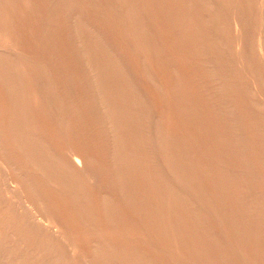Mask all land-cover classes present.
Here are the masks:
<instances>
[{
    "label": "bare ground",
    "instance_id": "6f19581e",
    "mask_svg": "<svg viewBox=\"0 0 264 264\" xmlns=\"http://www.w3.org/2000/svg\"><path fill=\"white\" fill-rule=\"evenodd\" d=\"M70 1L74 3V7L70 6L68 9L67 19L72 20V22L75 23V29H72L70 33H72L74 37L73 42L75 43V46L77 44L82 47L81 54H79L80 52L78 53V56H80V59H78L83 70H80V73L78 72L77 75H73L72 77L66 73L61 74L62 81L65 79H67V81L59 82L57 78L58 74L56 75V73H53L52 69L51 72L47 70L46 66L42 64V61L37 62V60L40 61V59H38L39 57H36L37 60L34 58L33 61L31 58L32 55H28L24 52H21V54L19 51V56V53L15 54L12 53L14 51L11 50V52L10 50H7V45L9 46L10 42L13 40L11 37L9 38V34L6 35L5 33L9 24L6 21L5 24L0 25V79L4 80V82L0 81V264H72L70 262H74V258L76 255L81 254L79 253L81 251L85 252V257L84 255L82 256V258H85V260L83 258V261L85 262L83 263L81 260V262L79 261L80 263L77 261L76 263L99 264V260H95V262L92 261L93 263H91V261L87 259L89 257V249L87 248V245L93 243L99 247L98 250H101L102 248L107 250L106 253H108V255H106V257H109L110 255L112 264H121L120 261L122 254L120 253L121 247L119 246V241L121 240V237L123 238L125 235L122 234L121 236L122 231L118 229L121 220L119 219V215L122 210L121 209L119 212L117 201V198H119L118 196L121 195V198L125 197L132 202L139 201L135 200L138 193L145 195V197L147 194L150 196V193L153 191H151V189L154 186L151 185L152 183L150 184L151 178L148 176L155 174V177L158 178L163 175V177H160L162 179L160 180L162 185L158 184V188L160 186L158 189L160 195H158V197L161 196L164 199L169 196L172 198L173 196L171 197L168 192L166 193L165 187L167 188L168 186L166 178L170 177V175L179 176L180 173L186 178V174H183L185 169L180 166L184 164L186 165V163H191L193 159V154L191 156L189 155L188 147L186 145L188 144L189 138L187 139L186 136L183 138H177L174 136V133H172V126L169 128V126L167 127L164 126V124L162 125V123H159L160 119L157 121L161 112L159 113L157 111L158 108L156 110V106L154 108V105L152 106V103L150 104L148 94H144L145 92H142L141 89L142 84L140 83L143 80V74H147L155 83H157L158 87L160 86V88L164 89L169 88L166 81L159 78L161 69L159 62L163 56L160 57L157 53L155 55L152 53L151 55H148L146 53V51H148L146 47L147 42L143 41L145 38H142L143 33L145 34L144 31H146L147 28L151 30L149 25L154 23L151 20L152 18L150 20V17L147 18L149 15L148 13L151 11L150 8V11L146 9L145 5L147 4H145V2L144 4H141L142 0H87L89 1V5H93V9L89 11L88 8L87 11L85 9L86 6L82 7V10L79 8V3H81L79 0ZM12 2H14V0H12ZM28 2L26 1V3ZM158 2L161 7L163 6L167 8L166 4L168 1L165 3L164 0H158ZM31 3L33 2L31 1ZM103 4L106 5V7L103 6ZM3 5H5V3ZM151 5H153V3ZM7 6L9 5L7 4L6 8ZM170 7L173 11L175 10L174 13H177L179 16V20L177 19L178 27L176 28L179 35L177 36L178 39L176 38V44L179 41V45L177 46L180 48L178 54L180 53L179 63L181 67H178L180 65H176L179 68L177 70L182 71L181 74L184 76L180 88L185 90L186 93H190V98L187 95H183L182 97V108H180L182 109L183 132L180 134L183 136L188 133L189 135L187 130L190 131V129L193 127L197 128L199 125L197 120L200 118V107L202 108V106H200V104H197V106L194 104L196 99L191 98L192 94L190 92L192 89L190 78L194 75L201 77L202 80L201 82L199 81V84L201 83L202 87L200 88L204 91L202 92L204 93V96L205 94L207 95V101H205L203 107L206 111L202 108V115L208 117L211 115L212 118H214V192H216V194H214L213 210L215 216L214 220L216 219L215 221L217 222V224L215 223L216 227L214 235L217 234L221 236L224 232L229 233L228 236L230 237H228L229 241L227 240V250L225 251V248L223 249L225 252L228 251L227 256L230 257V260L227 261L229 264H264V0H173L170 3L169 8ZM2 9L5 8L2 7ZM2 9H0V17L4 12ZM54 11L55 10H52V12ZM97 11H101V13L103 12L105 14L107 13L109 16L107 19H110L112 23L110 24V22L108 23L106 21L108 24H104V22L103 25H98L96 21L98 19L95 20V18H91V13L94 12L95 14ZM153 11L155 10H152V13H154ZM146 13L148 14L147 16ZM6 14L4 12V15ZM44 16L46 17V15ZM102 17L99 16V18L104 20ZM153 18H155V16ZM3 19H5V17H3ZM3 19H0V21ZM64 21L66 22V19ZM9 22L11 24L12 20ZM156 22H159V20H156ZM116 23L119 25L120 29H122L121 31L123 33H131H128V35H130L129 40L127 37V39H125V36L120 37L117 35V31L113 27V24L116 25ZM13 24H15V21ZM164 25L167 26V24ZM71 26L74 27L73 24ZM51 28L53 29V26ZM42 29L41 26V30ZM163 29H161V32L159 31V33L162 34ZM168 29L170 31L169 33L174 34V28L172 25H168ZM46 30L47 29H45L43 31L45 33L41 35H46ZM156 30L154 31L157 33ZM146 35H148V33ZM67 37L69 36L67 35ZM146 37L149 38V36ZM171 37L174 36L172 35ZM167 38H169V36ZM92 39L94 42L91 41ZM125 43L129 46L130 44L133 45V47H130L134 48L132 59H129L125 55L124 52L127 50L123 51V44ZM156 44L157 43H155V45ZM31 47H33V45ZM129 52H131V50ZM29 53L32 54V52ZM166 53H164V58L166 57ZM71 56L75 55L73 54ZM40 58L42 57L40 56ZM169 58L170 59L167 58L169 61H173L171 59L176 60L174 54L169 56ZM104 59H106L108 63L106 64L109 67L107 70L103 68L104 64L102 63L106 62H102ZM32 61L34 63H32ZM27 64L31 67L28 73L32 75L39 74L38 77L41 75L40 79L32 80L34 78L32 76L33 78H30L31 80H22L23 75L20 74H22L24 66H28ZM108 67L105 66V68ZM27 68L29 69V66ZM72 74L73 72L71 75ZM65 85H69L71 88H82L83 90L79 92L78 89L77 91L79 94L71 99H66L68 97H65V95L61 93V90ZM66 87L67 86H65V88ZM200 88L199 91H201ZM182 89H180L181 92ZM65 91L67 93V90H64V92ZM161 92H163V90ZM168 92L169 91H167V93ZM192 92L194 93L195 91ZM171 94L173 93L171 92ZM1 97L5 98L2 99ZM66 103H68V107L71 104H73V106L77 105V103V106H79V104H84L86 106L84 108H87V114L90 117H93L92 120L87 115L93 122L92 123L89 120L92 128H99L106 146L108 147V144H110L108 149L96 150L93 147V149L85 148L82 145L84 141L81 142V137L77 136L78 134L75 133L73 129H69L71 127H69L70 124L68 119L65 124L62 123V125H60L58 123L60 121L58 119L59 117H65L63 114L64 112L62 113L60 108ZM169 110L171 111V109ZM155 119H157V122H155ZM179 126L180 125H178V127ZM200 128L201 126L199 129ZM201 129L204 130V127L202 126ZM195 131L197 132L199 130ZM207 132L209 131L207 130ZM178 134L176 133V135ZM210 135L211 134H209V136ZM98 137L101 138V136ZM133 138L134 143L136 141L139 142L141 149L138 148L136 151L137 158L135 160H138L137 164L134 163L135 167L133 168L131 165H128L129 167L127 166L128 168L125 169H129L128 171L132 170L133 172L142 169L145 176L143 175L144 178L141 176L143 178L142 181L137 178L140 176L139 174L134 180L129 179L126 183V187L130 184V186H132V190L130 191L129 188L124 187L125 184L122 183L123 180L121 179L122 176L120 174L125 169L122 171L120 170V167L122 166H120L119 160L121 161L127 154L126 151L129 153L131 144L129 150H123V145L129 139ZM178 141L182 145L181 148L178 147L179 150L175 148ZM102 143L101 140V144ZM139 144L137 145L138 147ZM183 144L186 145V147H183ZM167 148L169 150H167ZM177 150L178 153L179 151L181 152V158H178L179 154L176 155ZM101 157H107L109 159L107 166L109 163L110 173L109 176L106 174V176H108L106 180L107 183L109 182V184L112 185V189L110 188L111 190L108 193L105 191L103 192L99 184L105 179L104 170L101 167ZM170 157H174L175 160L172 158L174 161H169ZM202 158H204V156ZM125 161L127 163V160ZM152 162L153 168H151ZM193 162H195L194 159ZM126 174L129 173L127 172ZM192 174L194 173L192 172ZM197 174L199 173L197 172ZM128 176H130V174ZM170 178L168 179L170 180ZM181 180L184 181L183 179ZM93 186H98V188H93V190H91ZM59 188H61V191L63 189V196L60 198L65 204H67L64 206L65 209L61 211H59L60 209H57L55 204L58 198ZM191 189L192 188L188 186L186 187L185 185H177L172 187L169 193L172 192V195L175 194L177 196L178 194L184 195L191 191ZM152 194L153 197H155L154 195L156 194ZM224 194H227V197H224ZM144 199H140V201L142 202L143 200V202H146L145 204L142 203L145 205L144 208L146 209V206L150 205L152 198L148 197L147 200ZM208 202L211 203L209 200ZM227 202L230 204V207L228 208L229 210H227V206L229 205ZM138 204L141 206L140 203ZM175 205L177 206V204ZM93 207L96 208V212L89 210V208ZM157 207L159 206L157 205ZM87 209L89 211H87ZM102 209L103 211L107 210V217L111 222L107 229L101 226V223L99 224L101 217L98 210ZM239 209H241V212ZM71 211H75L77 215L80 214V216L85 214L82 216V219L83 217H86V213L91 212L90 216L93 217V220L91 221L87 215V225L92 226L93 229L103 227V234L101 235V232L99 233V231L97 232V229H95L93 231L94 234L92 232L93 235L87 234L88 236L84 238L83 234L81 235L79 231H75V228L69 225L67 217L69 214L71 215ZM209 212L210 211L207 213ZM225 212L229 218L227 219V223H223ZM145 214L148 216L147 211H145ZM156 214H154V216ZM240 214L241 216L244 214L242 221L239 219V217H241ZM190 218L191 220L193 219L192 217ZM106 220L108 221V219ZM106 220H104V223ZM71 221L73 220L71 219ZM205 222L206 221H204V223ZM179 223H181V221H179ZM191 225L195 227L194 224ZM201 225L200 227H202ZM128 226L129 228L125 230L127 231L125 234L130 236L131 224ZM180 226L182 225L180 224ZM82 227H80V229ZM84 228H82V231ZM91 229L92 228H89V231ZM171 229L172 228L169 230H174ZM164 230L165 234L162 233V239H164V235H167L166 232L168 229L164 228ZM82 231L80 230V232ZM212 231H214V229ZM174 232L175 231L169 233V235L171 234L170 237L174 235ZM185 233L183 234L185 235ZM150 235L151 234H149V236ZM217 235L215 238L219 237H217ZM142 236L143 235L141 234L140 237ZM173 237H175V235ZM81 242L86 245H83ZM149 242L151 241L149 240ZM214 242H216V244L218 243L216 240H214ZM105 244H107V246ZM225 244L226 243H224V245ZM218 245L221 246L220 249L223 248V244L218 243L216 246L218 247ZM123 251H127V249ZM98 252H100L101 256L104 255L103 251ZM96 255H98V253ZM181 255L179 256L181 257ZM177 258L178 257H176V259ZM103 261L104 260H102V262ZM190 261L192 262L194 260ZM211 263L212 262H210V264ZM214 263L217 264L216 261H214ZM102 264H104V262Z\"/></svg>",
    "mask_w": 264,
    "mask_h": 264
},
{
    "label": "rangeland",
    "instance_id": "374dc122",
    "mask_svg": "<svg viewBox=\"0 0 264 264\" xmlns=\"http://www.w3.org/2000/svg\"><path fill=\"white\" fill-rule=\"evenodd\" d=\"M1 1V7H0V9H2V7H4L5 9H2L4 12H5V14L7 15H4V12H3V15H1V17H0V19H3V17H5V19H3L2 21H0V25H3V24H5V22L7 21L8 22V24H9V26L6 28V30H5V33H6V35H8L9 34V38L11 37V39H13L11 42H10V44H11V46H10V44H9V46L7 45V47H6V49L7 50H12V51H14V52H12V53H15V54H17V53H19V51H20V53L21 52H24V53H26V54H28V55H32V59H33V61H34V58H35V60H37V58L38 59H40V61L39 60H37V62H41L42 61V64L44 65V66H46V68H47V70H49L50 72H51V69H52V71H53V73H56V75H57V78H58V80H59V82H64V81H67V79H65V80H63L62 81V75L61 74H63V73H66V74H69V76L70 77H72L73 75H77L78 74V72L80 73V70L82 71L83 70V68H81L82 66H81V64L79 63V57L80 56H78L79 54H81V49H82V47H80V45H77L76 44V46H75V43L73 42L74 41V37H73V35H72V33H70L71 32V30L73 29H75V23L74 22H72V20H69V19H67L68 18V9L70 8V6H72V7H74V3L72 2V1H70V0H62V3H61V0H56V1H52V0H14V2H12V0H0ZM6 1H7V3H6ZM9 1V2H8ZM26 1L28 2V3H26ZM31 1L33 2V3H31ZM38 1V2H37ZM81 3H79V8L82 10L83 8L82 7H85V9L88 11V8H89V11H91L92 9H93V5L91 4V5H89V1H87V0H79ZM150 1V2H149ZM161 1V0H160ZM165 1V3L167 2V4H166V7L167 8H165V7H161L160 6V4H159V2H158V0H142V2H141V4H144V2H145V4H147V5H145V7H146V9H148V11H150L148 14L150 15H148L147 13H146V16H147V18L148 17H150L149 18V20L151 19L154 23L153 24H150L149 25V28L151 29V30H149L148 28L146 29V31H144L145 32V34L143 33V36H142V38H145L143 41H145V42H147L146 43V47H147V50L148 51H146V53L148 54V55H151V53L153 54V55H155L156 53L160 56V57H162L161 58V61L159 62L160 63V67H161V69H160V74H159V78L160 79H163V80H165L166 81V83H167V86H169V88L170 87H172V88H168V89H164V88H160V86L158 87V85H157V83H155L147 74L145 75V74H143V80L141 81V83L140 84H142L141 86V89H142V92H145L144 94H148V98H149V101H150V104L155 108V106H156V110H157V108H158V112L160 113L161 112V114H160V116L157 118V119H155V122H157V121H159V119H160V121H159V123H162V125L164 124V126H169V128L171 127V129H172V133H174V136H176L177 138H183V137H185L186 136V138L188 139V144H186L187 145V147H188V152H189V155L191 156L192 154V158L194 159V161L195 162H193V159H192V161H191V163H186V165H185V167H184V165H182V166H180V167H182L183 169H185L184 170V173L183 174H186V178L184 177V175H181V173H180V175L179 176H176V175H170V177H168V178H170V180L168 179V178H166L167 180H166V182H167V188L165 187V189H166V193L168 192V194L172 197V198H170L169 196V198L168 197H165L164 199H163V197H161V196H159L158 197V195H160V191L158 190L159 188H160V186H159V188H158V184L159 185H162V183L160 182V180H162L160 177H163V175L162 176H159V178L158 177H155V174H151V176H148V177H150L151 179H150V184L152 185V186H154L155 187V189H154V187H152V189H151V193H150V196H149V194H147V196L145 197V195H142L141 193H138V195H137V198H140V199H144V200H147L148 199V197L150 198H152V200H151V203H150V205L149 206H146V209L144 208V204L146 203V202H143V200H142V202L140 201V199H135V200H139V201H131L130 199H127V198H125V200H124V198H121V195L120 196H118L119 198H117V201H118V208H119V212H120V210H121V214L119 215V219H121L120 220V222H119V230L120 231H122V233H121V236H122V234L123 235H125L123 238L121 237V240L119 241V243H120V253L122 254V256H121V261H120V263L121 264H210V262H212L211 264H215L214 263V261H216V263L217 264H229L228 263V261L227 260H230L229 258V256H227L228 255V251L227 252H225L226 250H227V248H226V246L228 245L227 244V242L229 241V238L228 237H230V236H228L229 235V233L228 232H224L221 236L220 235H217V234H215L214 235V233H215V223L217 224V222L214 220V194H216V192H214L215 191V189H214V137H213V135H214V118H212V116L210 117H208V116H205V115H202V110L204 109L203 107H204V105H205V101H207V95L205 94V96H204V93H202V92H204V91H202L201 90V88L200 87H202L201 86V83L199 84V81L201 82V77H198L197 75H194V76H192V78H190V81H191V87H192V89H191V98H194V99H196L195 101H194V104L197 106V104H200V106H202V108L200 107V111H201V115H200V118H198L199 120H197L198 121V123H199V125L197 126V128L196 127H193L192 129H190V131L189 130H187V132H189V135H188V133L186 134V135H181L182 134V132H183V123H182V107H181V105H182V101H183V95L184 96H188L189 98H190V93L189 92H187V93H189V94H187L186 92H185V90H183L182 88H180L181 87V83L183 82V80H184V76H183V74H181L182 73V71H180V70H177V69H179L178 67H181V65H180V63H179V61H180V53L178 54V52L180 51V48H179V46H177V45H179L178 43H179V41L177 42V44H176V38L178 39V35H179V32H178V30H176V28L178 27L177 25H178V20H179V16H178V14L177 13H174V11L171 9V7L169 8V6H170V3L173 1V0H164ZM170 1V2H169ZM12 2V3H11ZM37 2V3H36ZM51 2H52V4H51ZM58 2H59V4H58ZM64 2V3H63ZM84 2V3H83ZM103 2V1H102ZM5 3V5H3ZM23 3V4H22ZM24 3H26V4H24ZM31 3V4H30ZM41 3V4H40ZM47 3V4H46ZM55 3V4H54ZM66 3V4H65ZM68 3V4H67ZM72 5H71V4ZM149 3H153V5H151V4H149ZM156 3H157V5H156ZM9 5V6H7V8H6V5ZM65 4V5H64ZM22 5V6H21ZM53 6V7H51V6ZM44 6H46V7H44ZM61 6V7H60ZM87 6H89V7H87ZM103 6H105L106 7V5H104L103 4ZM155 6H156V8L157 7H159V8H157V10H156V8H155ZM35 7V8H34ZM42 7V8H41ZM58 7V8H57ZM68 7V8H67ZM155 9H154V8ZM57 8V9H56ZM63 8V9H62ZM149 8H150V10H149ZM152 8V9H151ZM164 8H165V10H164ZM9 9H11V10H9ZM48 11H47V10ZM162 9V10H161ZM168 9V10H167ZM42 10V11H41ZM52 10H55L54 12H52ZM62 10V11H61ZM152 10H155V11H153L154 13H152ZM160 10V11H159ZM164 10V11H163ZM163 13H162V12ZM173 13H172V12ZM45 12V13H44ZM47 12V13H46ZM48 12H52V13H48ZM100 12V13H99ZM157 12H159L160 13V15H159V13H157ZM166 12V13H165ZM168 12V13H167ZM57 13V14H56ZM156 13V14H155ZM32 14V15H31ZM51 14H53V15H51ZM96 14H98V15H96ZM155 14V15H154ZM158 14V15H157ZM162 14V15H161ZM171 15L170 16V18H169V16H166V15ZM175 14V15H174ZM44 15H46V17L44 16ZM103 17H102V16ZM99 16L100 17H102L104 20H102L101 18H99ZM151 16H155V18H153V17H151ZM159 16H161V17H159ZM165 16V17H164ZM8 19H7V18ZM40 17V18H39ZM158 19H157V18ZM12 18V19H11ZM91 18H95V20L96 19H98V20H96L97 21V23H98V25H103V23L104 24H108L109 22H110V24L112 23L111 21H110V19H107V18H109V16H108V14L106 13H101V11H97V13L95 12V14H94V12H92L91 13ZM164 18V19H163ZM169 18V19H168ZM173 18H175V19H173ZM7 19V20H6ZM66 19V22L64 21ZM163 20V23H162V20ZM178 19V20H177ZM12 20V22H11V24H10V22L9 21H11ZM100 20H101V22H100ZM156 20H159V22H156ZM14 21H15V24H13L14 23ZM108 23H107V22ZM173 21V22H172ZM2 22V23H1ZM176 22H177V24H176ZM45 23V24H44ZM74 25V27L73 26H71L72 24ZM173 23V24H172ZM55 24V25H54ZM159 24V25H158ZM161 24H163V25H161ZM164 24H167V26L166 25H164ZM176 24V25H175ZM48 25V26H47ZM168 25L170 26V25H172L173 26V28H174V34H172V33H169L170 31H169V29H168ZM34 26V27H33ZM41 26H42V30H41ZM53 26V29L51 28ZM64 26V27H63ZM118 26V27H117ZM155 26V27H154ZM156 26H158V27H156ZM165 26V27H164ZM48 27V28H47ZM61 27V28H60ZM113 27L116 29V31H117V35L118 36H120V37H123V36H125L124 38L125 39H127L128 38V40L130 39L129 37H130V35H128V33L127 32H124V33H126V34H124L121 30L122 29H120V27H119V25L116 23V25H114L113 24ZM152 27V28H151ZM160 27V28H159ZM167 27V28H166ZM65 28V29H64ZM69 28V29H68ZM117 28H118V30H117ZM154 28H156V29H158V30H156V29H154ZM164 28V29H163ZM45 29H47L46 31L48 32H46V35L44 34V35H41V34H43V33H45V32H43ZM120 29V30H119ZM161 29H163L162 31V34L161 33H159V31L161 32ZM55 30V31H54ZM59 30V31H58ZM66 30V31H65ZM68 30V31H67ZM147 30H149V31H147ZM154 30H156L157 31V33L154 31ZM168 30V31H167ZM176 30V31H175ZM36 31V32H35ZM120 31V32H119ZM41 32V33H40ZM150 32V33H149ZM152 32V33H151ZM165 32V33H164ZM167 32V33H166ZM66 33V34H65ZM68 33V34H67ZM148 33V35H146ZM158 33H159V35H158ZM36 34V35H35ZM65 34V35H64ZM70 34V35H69ZM122 34V35H121ZM129 34H131V33H129ZM169 36V38H167L168 36ZM172 34L174 37H175V39H174V37H171L170 35ZM176 34V35H175ZM67 35L69 36V37H67ZM127 35V36H126ZM164 35V36H163ZM31 36V37H30ZM45 36V37H44ZM146 36H149V38L148 37H146ZM156 38H155V37ZM158 36V37H157ZM40 37H41V39H40ZM127 37V38H126ZM161 37V38H160ZM164 37H166V38H164ZM17 38V39H16ZM54 38V39H53ZM72 38V39H71ZM153 38V39H152ZM160 38V39H159ZM163 38V39H162ZM172 38V39H171ZM15 39V40H14ZM69 39V40H68ZM167 39H169V40H167ZM19 42H18V41ZM146 40H148V41H146ZM153 40H155V41H153ZM156 40H157V42H156ZM174 40V41H173ZM15 41V42H14ZM92 42H94V40L92 39L91 40ZM151 41V42H150ZM167 41V42H166ZM169 41H170V43H169ZM25 42V43H24ZM37 42V43H36ZM66 42V43H65ZM159 42V43H158ZM167 44H166V43ZM18 43V44H17ZM152 43H154V44H152ZM155 43H157L156 45H155ZM161 43V44H160ZM37 44V45H36ZM158 44H160V45H158ZM174 44H175V47H174ZM16 47H15V46ZM33 45V47H31ZM57 45V46H56ZM124 46H123V48H124V50L123 51H126V52H124L125 53V55L129 58V59H132V57H133V55L132 54H134V52H133V49L134 48H130V47H133V45L132 44H130V46L128 45V44H123ZM148 45V46H147ZM151 45V46H150ZM155 45V46H154ZM170 45V46H169ZM13 46V47H12ZM36 46V47H35ZM167 46H168V48H167ZM15 47V48H14ZM30 47V48H29ZM67 47V48H66ZM74 47V48H73ZM152 47V48H151ZM154 47V48H153ZM1 48V47H0ZM11 48V49H10ZM19 48V49H18ZM55 48V49H54ZM128 48V49H127ZM130 48V49H129ZM149 48H151V49H149ZM158 50V48H159V52L156 50V49ZM175 48V49H174ZM179 48V49H178ZM14 49V50H13ZM17 49V50H16ZM170 49V50H169ZM27 50V51H26ZM73 50V51H72ZM78 50V51H77ZM131 50V52H129ZM154 50V51H153ZM162 50V51H161ZM18 51V52H17ZM66 51H68V52H66ZM151 51V52H150ZM174 51V52H173ZM177 51V52H176ZM29 52H32V54L31 53H29ZM41 52V53H40ZM74 52V53H73ZM76 52V53H75ZM80 52V53H79ZM154 52V53H153ZM166 53V57L164 58V56H165V54L164 53ZM169 52V53H168ZM20 53L18 54L19 56H20ZM55 53V54H54ZM67 53V54H66ZM79 53V54H78ZM22 54V53H21ZM33 54H34V56H33ZM47 54H48V57H47ZM75 55V56H71V55ZM164 54V55H163ZM172 54H174L175 56H176V60L175 59H171V60H173V61H169L168 59H170L169 58V56H171ZM38 55H40L42 58H40V56H38ZM46 55V56H45ZM129 55V56H128ZM130 55H132V56H130ZM52 56H53V58H52ZM59 56V57H58ZM69 56V57H68ZM37 57V58H36ZM54 57H55V59H54ZM71 57V58H70ZM72 57H74V58H72ZM77 57V58H76ZM46 60H45V59ZM62 58V59H61ZM65 58V59H64ZM79 58V59H78ZM164 58V59H163ZM168 58V59H167ZM58 59V60H57ZM71 59V60H70ZM53 60V61H52ZM62 60V61H61ZM76 60V61H75ZM32 61V63H34ZM103 61H106V62H104V63H102V64H104L105 66H107L108 67V65H106V64H108L107 63V60L106 59H104V60H102V62ZM168 61V62H167ZM177 61V62H176ZM64 62V63H63ZM173 62H176V63H173ZM32 63H29V64H32ZM45 63H46V65H45ZM47 63H48V65H47ZM76 65H75V64ZM168 63H170V64H168ZM172 63V64H171ZM29 64H27L28 66H29V69L27 68L28 66H24V68L22 69L23 70V72H22V74H20V75H23L22 76V80H26V79H29V80H31L33 77V79L32 80H38V78L40 79V76L38 77V75L37 74H35V75H32V74H29L28 72L30 71V65ZM61 64V65H60ZM66 64V65H65ZM80 64V65H79ZM163 64V65H162ZM168 64V65H167ZM180 65V66H178L177 67V65ZM103 65V68L104 69H109V67L108 68H105V66ZM172 65V66H171ZM176 65V66H175ZM75 66H76V68H75ZM130 66V65H129ZM158 66V67H159ZM168 66H170V67H168ZM1 67V66H0ZM70 67V68H69ZM66 70H65V69ZM74 68V69H73ZM80 68V69H79ZM162 68H163V70H162ZM173 68H174V70H173ZM26 69H28V70H26ZM62 69V70H61ZM166 69V70H165ZM171 69V70H170ZM176 69V70H175ZM59 70V71H58ZM67 70H68V72H67ZM73 70V71H72ZM78 70V71H77ZM58 71V72H57ZM24 72H26V73H24ZM73 72V74L71 75V73ZM74 72H75V74H74ZM162 72V73H161ZM167 72V73H166ZM164 73V74H163ZM161 74H162V76H161ZM61 75V76H60ZM33 76V77H32ZM145 76V77H144ZM147 76V77H146ZM162 78H161V77ZM164 76H165V78H164ZM27 77H29V78H27ZM170 77V78H169ZM31 78V79H30ZM60 78V79H59ZM149 78V79H148ZM177 78V79H176ZM194 78V79H193ZM183 79V80H182ZM3 79H0V81L1 82H4V80L2 81ZM151 80V81H150ZM204 80V79H203ZM144 81V82H143ZM149 81V82H148ZM153 81V82H152ZM169 82V83H168ZM198 82V83H197ZM144 84V85H143ZM196 84V85H195ZM198 84V85H197ZM154 85V86H153ZM179 85V86H178ZM200 85V86H199ZM65 86H67L66 88H65ZM64 87H63V89L61 90V93H63L64 95H65V97H68V98H66V99H71V98H73L74 96H76L77 94H79V92H81V90H83L82 88L81 89H79L78 87H70L69 85H65ZM198 86V87H197ZM152 87V88H151ZM197 87V88H196ZM154 88V89H153ZM175 88H176V90H175ZM199 88H200V90L201 91H199ZM79 89V90H78ZM163 90V92H161L162 90ZM180 89H182V92H181V90ZM64 90H67V93H66V91L64 92ZM69 90V91H68ZM79 92H78V91ZM145 90V91H144ZM158 90V91H157ZM177 90H179V91H177ZM70 91H71V95H70ZM167 91H169L168 93H167ZM192 91H195L194 93L192 92ZM84 92V91H83ZM171 92L174 94H171ZM200 94H199V93ZM160 93V94H159ZM185 93V94H184ZM151 94V95H150ZM195 96H194V95ZM67 95V96H66ZM69 95V96H68ZM156 95V96H155ZM161 95V96H160ZM164 95V96H163ZM173 95V96H172ZM200 95V96H199ZM72 96V97H71ZM159 96V97H158ZM167 96V97H166ZM169 97H170V99H169ZM197 97V98H196ZM2 99L3 98H5V97H1ZM162 98V99H161ZM164 98V99H163ZM156 99V100H155ZM193 99V100H194ZM152 100V101H151ZM159 100H160V103H162V104H160L159 103ZM199 100V101H198ZM181 101V102H180ZM159 104H158V103ZM179 104H178V103ZM175 103V104H174ZM203 103V104H202ZM156 104V105H155ZM67 105V106H66ZM77 105H78V103H77ZM77 105H74L73 106V104H71V105H69V107H68V103H66V104H63L62 106H61V108L63 109H61L60 108V111L64 114V116L65 117H59L58 119L60 120L58 123L60 124V125H62V123H64L65 124V122H66V120L68 119V121H69V124L71 125H69V127H71V128H69L70 130H74L75 131V133H77L78 135L77 136H79V137H81V142H83L84 141V143L82 144L85 148H91V149H96V150H101V149H108L110 146V144H108V147L106 146V143L103 141V137H102V135H101V133H100V131H99V128L98 129H94V128H92V126H91V123L90 122H92V118L93 117H90L88 114H87V108H84V107H86L84 104H79V106H77ZM194 105V106H195ZM73 106V107H72ZM179 106V107H178ZM195 106V107H196ZM65 107V108H64ZM165 107V108H164ZM181 107V108H180ZM67 108V109H66ZM160 108V109H159ZM177 108V109H176ZM169 109H171V111L169 110ZM179 109V110H178ZM65 110V111H64ZM67 111V112H66ZM82 111V112H81ZM168 111V112H167ZM170 111V112H169ZM179 111H181V112H179ZM204 111H206V109H204ZM77 112V113H76ZM164 112V113H163ZM204 113V112H203ZM85 114V115H84ZM172 114V115H171ZM69 116V117H67V116ZM82 115V116H81ZM92 119H90L88 116ZM170 116H171V118H170ZM175 116V117H174ZM177 116V117H176ZM181 118H180V117ZM73 117V118H72ZM204 117V118H203ZM203 118V119H202ZM76 119V120H75ZM88 119V120H87ZM170 119H172V120H170ZM174 119V120H173ZM181 121H180V120ZM202 119V120H201ZM209 119V120H208ZM213 119V120H212ZM64 120V121H63ZM72 122H71V121ZM86 120V121H85ZM89 120H90V122H89ZM157 120V121H156ZM169 120V121H168ZM166 121V122H165ZM177 121V122H176ZM201 123H200V122ZM206 121V122H205ZM74 122V123H73ZM90 124H89V123ZM165 122V123H164ZM172 122V123H171ZM180 122H181V124H180ZM211 122V123H210ZM213 122V123H212ZM67 123V122H66ZM76 123V124H75ZM93 123V122H92ZM174 123V124H173ZM73 124V125H72ZM82 124V125H81ZM168 124V125H167ZM203 124V125H202ZM212 124V125H211ZM59 125V126H60ZM75 125V126H74ZM77 125V126H76ZM86 125V126H85ZM176 125V126H175ZM178 125H180L179 127H178ZM176 128H175V127ZM201 126V128H202V126L204 127V130L203 129H199V127ZM206 126V127H205ZM209 126V127H208ZM83 127V128H82ZM86 127V128H85ZM173 127H174V129H173ZM211 127V128H210ZM88 128V129H87ZM177 128H178V130H177ZM210 130H209V129ZM182 129V130H181ZM194 129V130H193ZM206 129V130H205ZM175 130V131H174ZM192 130V131H191ZM195 130H199V131H195ZM201 130V131H200ZM207 130L209 131V132H207ZM78 131V132H77ZM179 131V132H178ZM81 134H80V133ZM82 132H83V134H82ZM205 133V135H204V133ZM176 133L178 134V135H176ZM181 133V134H180ZM193 133V134H192ZM195 134V135H194ZM208 134V135H207ZM209 134H211L210 136H209ZM87 135V136H86ZM190 135H192V136H190ZM202 135H204V136H202ZM86 136V137H85ZM98 136H101V138L100 137H98ZM189 136V137H188ZM96 137H98V138H96ZM93 138V139H92ZM203 138V139H202ZM213 138V139H212ZM190 139H191V141H190ZM88 140V141H87ZM101 140H102V144H101ZM131 142H130V141ZM124 145H123V150H129V146H130V144H131V146H130V150H129V153H128V151H126V155L122 158V160L120 161L119 160V162H120V166H122V167H120L121 169V171L123 170V169H125V168H128L129 166L128 165H131L133 168L135 167L134 165L135 164H137V160H135L137 157H136V151H137V149L138 148H140L141 149V147H140V144H139V142L138 141H136L135 143L133 142V140H134V138L133 139H129ZM198 140H199V142H198ZM204 141V142H203ZM58 142H59V140H58ZM97 142V143H96ZM133 142V143H132ZM203 142V143H202ZM207 142V143H206ZM190 143V144H189ZM98 144V145H97ZM139 144V147L137 146ZM179 144V145H178ZM199 144H200V146H199ZM206 144V145H205ZM88 145H89V147H88ZM97 145V146H96ZM128 146V148H127V146ZM136 146V148H135V146ZM186 145H184L183 144V147H186ZM190 145V146H189ZM170 146V145H169ZM169 146H168V148H169ZM177 146V147H176ZM181 144H180V142L178 141L177 142V145H175V148H177L178 150H179V148H181ZM93 147V148H92ZM173 147V146H172ZM179 147V148H178ZM201 147V148H200ZM205 147V148H204ZM167 148V150H169ZM171 148V147H170ZM192 149H193V151H192ZM178 150H177V154L176 155H178L179 154V156H178V158L181 156L180 155V151H179V153H178ZM204 150V151H203ZM201 151V152H200ZM210 151V152H209ZM132 152V153H131ZM194 152V153H193ZM204 153V154H203ZM199 156H198V155ZM201 154V155H200ZM209 155V156H208ZM204 156V158H202ZM213 156V157H212ZM135 157V158H134ZM126 158V159H125ZM175 160V158L174 157H170L169 158V161H174L173 159ZM181 158V157H180ZM207 159V160H206ZM103 160V161H102ZM125 160H127V163H126V161ZM129 160V161H128ZM131 160H133V161H131ZM109 161V159L107 158V157H101V167H102V169L104 170L103 172H104V180H103V182H100L99 184H100V187H101V189H102V191L104 192H109L111 189H112V185L111 184H109V182L107 183V180H106V178L109 176V173H110V165H109V163H108V166H107V162ZM199 161H201V162H199ZM105 162V163H104ZM124 162V163H123ZM128 162H129V164H128ZM198 162V163H197ZM205 162V163H204ZM206 162H208V163H206ZM102 163H103V165H102ZM123 163V164H122ZM135 163V164H134ZM179 163V162H178ZM104 164H105V166H104ZM153 162L151 163V168H153ZM183 164V163H182ZM188 164H189V166H188ZM196 164H197V166H196ZM208 164V165H207ZM125 165H126V167H125ZM179 165V164H178ZM181 165V164H180ZM193 165V166H192ZM128 166V167H127ZM206 166V167H205ZM210 166V167H209ZM213 166V167H212ZM106 167V168H105ZM137 167V166H136ZM154 167H155V165H154ZM177 167H179V166H177ZM194 167V168H193ZM196 167V168H195ZM181 168V169H182ZM192 168V169H191ZM187 169V170H186ZM199 169V170H198ZM129 170V169H128ZM127 169H125V170H123L122 172H121V176H122V183H124L125 185H124V187H126L127 185H126V183H127V181L129 180V179H135L137 176H139V177H137L138 178V180H140V181H142L143 180V175L145 176V173H143L144 171L142 170V169H138L137 171H132V170H130V171H128ZM188 171V172H187ZM106 172V173H105ZM129 173L130 174V176H128L129 174H126V173ZM132 172V173H131ZM137 172H139V173H137ZM192 172L194 173V174H192ZM197 172L199 173V174H197ZM136 173V174H135ZM143 173V174H142ZM207 173H209V174H207ZM106 174L108 175V176H106ZM139 174V175H138ZM142 174V175H141ZM190 174V175H189ZM195 174H197V175H195ZM203 177H202V176ZM131 176H132V178H131ZM143 178H142V177ZM183 176V177H182ZM194 176V177H193ZM199 176V177H198ZM125 177H127V178H125ZM130 177V178H129ZM181 177V178H180ZM201 177V178H200ZM193 178V179H192ZM212 178V179H211ZM125 179V180H124ZM149 179V178H148ZM181 179H183L184 181H182ZM168 180H169V182H168ZM172 180V181H171ZM194 180H195V182H194ZM105 181V182H104ZM174 181V182H173ZM178 181V182H177ZM203 183H202V182ZM106 183H107V185H106ZM169 183V184H168ZM170 183H171V185H170ZM196 183V184H195ZM206 185H205V184ZM199 184H200V186H199ZM203 186H202V185ZM93 185V184H92ZM177 185H185L186 187L188 186V187H190V188H192L191 189V191H189V192H192V193H187V194H184V195H180V194H178V196L177 195H175V194H171V193H169L170 191H171V189H172V187H174V186H177ZM194 185V186H193ZM196 186V187H195ZM96 186H93L92 188H91V190H93V188L94 189H97L98 188V186L95 188ZM106 187V188H105ZM131 187V188H130ZM170 187H171V189H170ZM198 187H200V188H198ZM111 188V189H110ZM126 188H129V190L131 191L132 190V186H130V184L128 185V187H126ZM193 188H195V189H193ZM207 188V189H206ZM170 189V190H169ZM156 190H158V191H156ZM207 190V191H206ZM59 192H58V198H57V201L55 202V204H56V207H57V209L59 210V211H61V210H63V209H65V207L64 206H66L67 204H65V202L61 199L62 198V196H63V189H62V191H61V188H59V190H58ZM204 191V192H203ZM223 191H227V190H223ZM152 193H154V194H156V195H154L155 197H153V194ZM195 193H196V195H195ZM200 195H199V194ZM212 193V194H211ZM226 193V192H225ZM208 194V195H207ZM195 195V196H194ZM202 195H203V197H202ZM143 196H144V198H143ZM197 196V197H196ZM205 196V197H204ZM209 196V197H208ZM224 197H227V194H224L223 195ZM61 197V198H60ZM157 197H158V199L160 200V202H159V200L157 199ZM196 197V198H195ZM162 198V199H161ZM167 198V199H166ZM174 198V199H173ZM189 198V199H188ZM194 200H193V199ZM165 199H166V201H168V202H166L165 201ZM177 199V200H176ZM60 200V201H59ZM123 202H122V201ZM155 200V201H154ZM208 200L209 201H211V203L210 202H208ZM125 201V202H124ZM129 201H131V202H129ZM153 201V202H152ZM164 201V202H163ZM171 201V202H170ZM185 201V202H184ZM191 201V202H190ZM196 201V202H195ZM200 201H201V203H200ZM227 201V200H226ZM62 202V203H61ZM194 202V203H193ZM205 202V203H204ZM138 203H140L141 204V206H142V209H141V206H139V204ZM142 203H144V204H142ZM154 203H157V204H154ZM181 203V204H180ZM196 203V204H195ZM198 203V204H197ZM128 204H129V206H128ZM154 204V205H153ZM175 204H177V206L175 205ZM184 204V205H183ZM188 204V205H187ZM192 204V205H191ZM227 204H229L228 202H227ZM123 205V206H122ZM132 207H131V206ZM157 205L159 206V207H157ZM194 205V206H193ZM189 206V207H188ZM171 207V208H170ZM207 207V208H206ZM230 207V204L227 206V210H229L228 208ZM132 208V209H131ZM136 208V209H135ZM151 210H150V209ZM159 208H160V210H159ZM171 209V211H170V209ZM173 208V209H172ZM149 209V210H148ZM162 209V210H161ZM168 209V210H167ZM178 209V210H177ZM210 209V210H209ZM72 210V209H71ZM89 210H93L94 212H96V208L95 207H93V208H89ZM88 209H87V211H89ZM105 210V209H104ZM135 210V211H134ZM141 210V211H140ZM182 210V211H181ZM187 210V211H186ZM92 211V212H93ZM101 211V212H100ZM145 211H147L148 212V216H146V214H145ZM160 211V212H159ZM167 211H169V212H167ZM172 211H173V213H172ZM176 211V212H175ZM208 211H210L209 213H207ZM239 211L241 212V209H239ZM238 211V212H239ZM72 213H71V215L73 216H71L70 214L68 215V217H67V220H68V222H69V225H71L73 228H75V231H79V233H81V235L83 234V237L85 238L86 236H88L87 234H91V235H93L94 234V230L95 229H97V228H95V229H93V227L92 226H90V225H87V218L89 217L90 218V220L92 221L93 220V217L92 216H90V214H91V212H88V213H86V217H83V219H82V216L83 215H85V214H83L82 216H80V214H78L77 215V213L75 212V211H71ZM98 212L100 213V217H101V219L99 220V224L101 225V226H103V227H105L106 229H107V227L108 226H110V220H109V218L107 217V210H105V211H103V209L102 210H98ZM104 212V213H103ZM135 212H137V213H135ZM155 212V213H154ZM192 212H193V214H192ZM212 212V213H211ZM135 213V214H134ZM157 213V214H156ZM160 213V214H159ZM169 213H171V214H169ZM183 213V214H182ZM188 213H189V215H188ZM205 213V214H204ZM60 214V213H59ZM131 214V215H130ZM154 214H156L155 216H154ZM165 214V215H164ZM169 214V215H168ZM175 214V215H174ZM200 214V215H199ZM87 215H88V217H87ZM161 215H163V216H161ZM124 216V217H123ZM165 216V217H164ZM175 216V217H174ZM187 216V217H186ZM202 216V217H201ZM228 215L226 214V212H225V217H224V222L223 223H227V219H229L228 217H227ZM240 216H241V214H240ZM243 216H244V214H242V218L241 217H239V219L242 221V219H243ZM77 217V218H76ZM105 217V218H104ZM139 217V218H138ZM143 217H144V219H143ZM168 217V218H167ZM172 217V218H171ZM182 217V218H181ZM190 217H192L193 219L191 220V218ZM205 217H207V218H205ZM127 218V219H126ZM134 220H133V219ZM186 218V219H185ZM195 218V219H194ZM71 219L73 220V221H71ZM85 219H86V222H85ZM103 219V220H102ZM106 219H108V221L106 220ZM132 220V221H130V220ZM153 219V220H152ZM163 221H162V220ZM169 220V223H168V220ZM185 219V220H184ZM188 219V220H187ZM190 219V220H189ZM203 219H205V220H203ZM211 219V220H210ZM104 220H106V222L104 223ZM138 220V221H137ZM148 222H147V221ZM152 220V221H151ZM226 220V221H225ZM128 221V222H127ZM134 221H136V222H134ZM141 221V222H140ZM154 221V222H153ZM165 221V222H164ZM171 221V222H170ZM178 221V222H177ZM179 221H181V223H179ZM197 223H196V222ZM204 221H206L205 223H204ZM209 221H211V222H209ZM164 222V223H163ZM183 222H185V223H183ZM190 222V223H189ZM193 222V223H192ZM201 222V223H200ZM107 223V224H106ZM125 223V224H124ZM135 223V224H134ZM211 223V224H210ZM73 224V225H72ZM80 224V225H79ZM86 226H85V225ZM104 224V225H103ZM129 224H131V227H130V231H131V234H130V236H128V235H126L125 234V232H127V231H125L127 228H129ZM168 224V225H167ZM174 224V225H173ZM180 224L182 225V226H180ZM191 224H194L195 225V227H193V225H191ZM202 224V225H201ZM75 225V226H74ZM106 225V226H105ZM149 227H148V226ZM151 225H153V226H151ZM187 225V226H186ZM200 225L203 227H200ZM82 227V228H84V226H85V228H84V230L82 231V228L80 229V227ZM90 226V227H89ZM123 226V227H122ZM126 228H125V227ZM158 226V227H157ZM166 226H167V228H166ZM88 227V228H87ZM103 227H99V229H97L96 231L98 232L99 231V233L101 232V235L103 234ZM146 227V228H145ZM150 227H152V228H150ZM165 229H168L167 230V232H166V234L167 235H169V233L170 232H172V231H175L174 232V235H175V237H170V235L169 236H167V235H164V239H162L163 237V234H165L164 233V228ZM188 227V228H187ZM196 227H197V229H196ZM78 228H79V230H78ZM87 228V229H86ZM89 228H92L90 231H89ZM135 228V229H134ZM141 228V229H140ZM145 228V229H144ZM148 228V229H147ZM170 228H172V229H174V230H172V231H170L169 229ZM180 228H182V229H180ZM185 228V229H184ZM207 228H208V230H207ZM102 229V230H101ZM182 230V231H180V230ZM201 229V230H200ZM214 229V231H212ZM80 230L82 231V232H80ZM143 230V231H142ZM150 230V231H149ZM160 230V231H159ZM191 230V231H190ZM84 231H85V233H84ZM96 231H95V233H96ZM139 231H140V233H139ZM145 231V232H144ZM158 231V232H157ZM161 231H163V232H161ZM200 231V232H199ZM206 231V232H205ZM92 232H93V234H92ZM106 232V231H105ZM124 232V233H123ZM136 232V233H135ZM148 232V233H147ZM155 232H157V233H155ZM178 232V233H177ZM186 232V233H185ZM192 233V235H191V233ZM154 235H153V234ZM160 233V234H159ZM163 233V234H162ZM183 233H185V235L183 234ZM195 233V234H194ZM200 235H199V234ZM86 234V235H85ZM105 234V233H104ZM141 234L143 235L142 237H140L141 236ZM146 234H147V236H146ZM149 234H151L150 236H149ZM158 234V235H157ZM179 234H182V235H179ZM188 234V235H187ZM197 234V235H196ZM206 235V237H207V239H206V237H205V235ZM209 234V235H208ZM135 235V236H134ZM177 235V236H176ZM211 235V236H210ZM216 235H217V237L218 238H215L216 237ZM241 235V234H240ZM242 235H243V233H242ZM153 236V237H152ZM167 236V237H166ZM182 236H183V238H182ZM201 236V237H200ZM209 236V237H208ZM227 236V237H226ZM82 237V236H81ZM152 237V238H151ZM169 237H170V239H169ZM181 237V238H180ZM196 237V238H195ZM83 238V239H84ZM179 238V239H178ZM186 238H187V241H186ZM188 238H189V240H188ZM195 238V239H194ZM227 238V239H226ZM151 241V242H149V240ZM173 239V240H172ZM184 239H185V241H184ZM210 239V240H209ZM219 239V240H218ZM146 240V241H145ZM167 240H169V241H167ZM180 240V241H179ZM191 240V241H190ZM214 240H216L218 243H220V244H223V248L222 249H220V247L221 246H219L218 245V247L216 246L217 244H216V242H214ZM228 240V241H227ZM179 241V242H178ZM195 241V242H194ZM202 241V242H201ZM211 241V242H210ZM220 241V242H219ZM223 241V242H222ZM226 241V242H225ZM85 242V241H84ZM129 242V243H128ZM167 242V243H166ZM191 242V243H190ZM82 244H83V242H81ZM131 243H133V244H131ZM160 243V244H159ZM169 243V244H168ZM181 245H180V244ZM208 243V244H207ZM224 243H226L225 245H224ZM93 244H95V243H93ZM93 244H90V245H87V248L89 249L88 250V260H90L91 261V263H93V262H95V260L96 261H98L99 262V264H102L103 262H104V264H112L111 263V258H110V255H109V257H106V255H108V253H106L107 252V250H105V249H101V250H98L99 249V247L95 244V245H93ZM126 244H128V245H126ZM142 244H143V246H142ZM201 244V245H200ZM211 244V245H210ZM83 245H86L85 243L83 244ZM106 246H107V244H105ZM169 245V246H168ZM172 245V246H171ZM209 245V246H208ZM213 245V246H212ZM89 246H90V248H89ZM95 246H96V248H95ZM102 246V245H101ZM101 246H100V248H101ZM124 246V247H123ZM129 246H131V247H133V248H131V247H129ZM183 246V247H182ZM199 246V247H198ZM200 246H201V248H200ZM205 246V247H204ZM208 246V247H207ZM243 246H244V244H243ZM142 247V248H141ZM104 248H105V246H104ZM201 250H200V249ZM212 248H214V249H212ZM225 248V251L223 250ZM95 249V250H94ZM127 249V251H123V250H126ZM164 249H166V250H164ZM206 249V250H205ZM220 249V250H219ZM104 250H105V252H104ZM187 250V251H186ZM194 250V251H193ZM200 250V251H199ZM204 250V251H203ZM98 251H103V253H104V255L103 256H101L100 255V252H98ZM170 251V252H169ZM181 251V252H180ZM198 253H197V252ZM215 251H216V253H215ZM98 253V255H100V256H98V255H96L97 253ZM186 252V253H185ZM204 252V253H203ZM206 252V253H205ZM218 252V253H217ZM79 253H81V254H78V255H76V257L74 258V262L73 261H71L70 263H72V264H78V263H80L81 262V260H82V262L84 263L85 261H83V258L85 257V252H79ZM102 253V254H103ZM106 253V254H105ZM190 253V254H189ZM194 253V254H193ZM224 253V254H223ZM127 254V255H126ZM182 254V255H181ZM189 256H188V255ZM196 254H198V255H196ZM200 254V255H199ZM221 254V255H220ZM84 255V257L82 258V256ZM165 255V256H164ZM173 255V256H172ZM179 255H181V257L179 256ZM184 255H185V257H184ZM223 255V256H222ZM100 257V258H98V257ZM124 256V257H123ZM167 256V257H166ZM191 256V257H190ZM199 256V257H198ZM81 257V258H80ZM97 257V258H96ZM176 257H178V258H180V259H176ZM183 257V258H182ZM204 257V258H203ZM228 259H227V258ZM95 258V259H94ZM145 258V259H144ZM165 258V259H164ZM187 259V260H185V259ZM190 258H192V259H190ZM209 258V259H208ZM211 258V259H210ZM80 259V260H79ZM92 259H94V260H92ZM125 259V260H124ZM174 259V260H173ZM182 259V260H181ZM221 259V260H220ZM84 260H85V258H84ZM102 260H104L103 262H102ZM130 260V261H129ZM133 260V261H132ZM175 260H178V261H175ZM190 260H194V261H189ZM202 260H204V261H202ZM76 261L78 262V263H76ZM80 261V262H79ZM89 261V262H90ZM93 261V262H92ZM106 261V262H105ZM175 261V262H174ZM186 261H187V263H186ZM100 262H102V263H100ZM109 262V263H108ZM128 262V263H127ZM135 262V263H134ZM221 262H223V263H221ZM227 262V263H226ZM98 264V263H97Z\"/></svg>",
    "mask_w": 264,
    "mask_h": 264
}]
</instances>
